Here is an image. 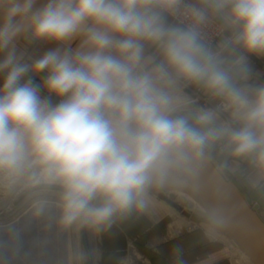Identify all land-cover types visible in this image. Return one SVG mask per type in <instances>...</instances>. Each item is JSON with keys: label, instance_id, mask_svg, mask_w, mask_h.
<instances>
[{"label": "clouds", "instance_id": "clouds-1", "mask_svg": "<svg viewBox=\"0 0 264 264\" xmlns=\"http://www.w3.org/2000/svg\"><path fill=\"white\" fill-rule=\"evenodd\" d=\"M0 0V177L57 186L60 222L100 228L145 207L147 187L169 169L202 161L226 141L234 157L264 166V85L240 86L199 26L218 16L233 31L221 46L264 55V0ZM182 14L186 26L169 24ZM67 44L24 62L14 41ZM159 50L157 62L145 45ZM233 65L246 74L247 56ZM46 73L36 84L32 75ZM175 77L221 99L191 119L174 115L168 86ZM27 77V79H25ZM47 96L41 95V89ZM52 96L58 98L52 102ZM45 212V201L37 203Z\"/></svg>", "mask_w": 264, "mask_h": 264}, {"label": "rangeland", "instance_id": "rangeland-1", "mask_svg": "<svg viewBox=\"0 0 264 264\" xmlns=\"http://www.w3.org/2000/svg\"><path fill=\"white\" fill-rule=\"evenodd\" d=\"M189 1L194 3L192 0ZM169 17L175 24L186 26L175 16ZM207 20L213 25V33L204 29L200 34L201 40L212 51L221 53L226 66L232 69L236 83L240 86L264 85V55L243 53L242 49L233 45L222 50L221 46L231 40L233 33H228L229 28L225 23L212 18L211 15ZM234 52L239 56L241 54L247 56L246 74L240 73L233 65V61L237 59ZM168 90L176 106L174 115L188 116L191 121L200 109H214L219 114L217 123L231 119L230 112L224 111L221 107V99L209 94L202 85L177 77L168 86ZM177 97L181 100L179 105ZM206 155L248 204L256 206L257 213L264 222V166L258 165L251 156L234 157L226 141L217 142L206 151ZM192 183V177L183 168H171L165 177L154 179L147 187L144 201L150 199L165 203L177 209L178 217L188 218L195 225L214 227L215 223L193 189ZM59 191L55 185L30 186L23 177L17 179L0 177V264L4 260L5 264H20L21 258L29 251L37 259V264L40 259L41 264H97L99 250L97 228L79 222L64 226L60 222V211H54L47 219L52 234L49 238L41 237L45 229L35 220L29 231L22 227L14 229L15 222L36 202L46 201L57 205ZM184 211L188 212L189 216L185 215ZM12 226L14 230L6 233ZM239 261L235 256V264H248Z\"/></svg>", "mask_w": 264, "mask_h": 264}, {"label": "crops", "instance_id": "crops-1", "mask_svg": "<svg viewBox=\"0 0 264 264\" xmlns=\"http://www.w3.org/2000/svg\"><path fill=\"white\" fill-rule=\"evenodd\" d=\"M192 1L197 4L200 2ZM46 3L47 0H36L35 7ZM2 11L3 8L0 7V13ZM211 16L224 22L218 16ZM167 22L175 24L169 16ZM228 33L233 31L229 28ZM14 44L17 54H23L24 62L31 63L51 49H75L80 44V39L59 44L32 40L28 33H24L16 38ZM6 54L7 50L0 51V61ZM235 55L238 58L239 55ZM145 56L153 57L157 62L162 59L159 50L150 44L145 45ZM44 75L46 73L32 75V78L39 84L43 82ZM173 79H177L174 74ZM2 82L3 74H0V83ZM180 101L177 97V105ZM214 223V227L195 225L188 218L178 217L175 207L149 199L143 209L134 207L128 213L116 215L110 224L97 228V264H235V256L242 263L240 250H237L233 240L215 221Z\"/></svg>", "mask_w": 264, "mask_h": 264}, {"label": "water", "instance_id": "water-1", "mask_svg": "<svg viewBox=\"0 0 264 264\" xmlns=\"http://www.w3.org/2000/svg\"><path fill=\"white\" fill-rule=\"evenodd\" d=\"M225 228L247 249L254 264H264V222L233 184L205 155L186 165ZM185 215L189 213L184 211Z\"/></svg>", "mask_w": 264, "mask_h": 264}, {"label": "bare ground", "instance_id": "bare-ground-1", "mask_svg": "<svg viewBox=\"0 0 264 264\" xmlns=\"http://www.w3.org/2000/svg\"><path fill=\"white\" fill-rule=\"evenodd\" d=\"M212 161V160H211ZM213 163V161H212ZM214 164V163H213ZM215 165V164H214ZM181 168L184 169V171L190 175V177H192V181L193 183L191 184L193 189L195 190V192L198 194V196L200 197L202 203L207 207V210L209 211V215L211 216V218L218 224V226L223 230V232H225L235 243L236 247L238 248V250H240V259H242V261H244V263H248V264H254L253 261L251 260L249 254L247 253V249L225 228V226L221 223V221L219 220L217 214L215 213V211L212 209V207L210 206V204L208 203L199 183L197 182L194 174L192 173V171L186 166L183 165L181 166ZM188 185V186H191ZM187 186V189H188ZM39 202V201H38ZM36 202L33 207H31L30 209H28L24 215H22L16 222H15V228H25L26 231H29L30 229H32L33 224L36 223H41V225L43 226V229H45L44 234L41 235L42 238H49L52 236L51 234V230L50 228H48V220L49 216L51 214L54 213V211L58 212L59 208L57 207L56 204H53L51 202H46L47 207L44 213L42 214H38L37 213V203ZM35 220V221H34ZM34 221V223H33ZM12 230H11V229ZM8 229V231H6V233L13 231V226L10 227ZM40 235V234H39ZM30 237V236H29ZM32 237V236H31ZM37 237H39L37 235ZM239 246V247H238ZM5 261V260H4ZM3 261L2 264H5ZM20 264H37V259L33 256V254L29 251V253H27V255H25L23 258H21V260L19 261ZM1 263V262H0ZM41 264V259L38 260V264ZM19 264V263H18Z\"/></svg>", "mask_w": 264, "mask_h": 264}, {"label": "built area", "instance_id": "built-area-1", "mask_svg": "<svg viewBox=\"0 0 264 264\" xmlns=\"http://www.w3.org/2000/svg\"><path fill=\"white\" fill-rule=\"evenodd\" d=\"M189 2H190V1H189ZM175 17H176L177 19H180V21H181L182 23H184V25H187L188 23H190L188 20H186V19L184 18V16H183L182 14H177ZM204 29L207 30L208 32H212V33H213V25H212V23L209 22V21L207 20L204 24L200 25V26H199L200 34H202V31H203ZM207 31H206V32H207ZM204 34H205V33H204ZM41 95H42V96H47L48 93L46 92V90H44V91H41ZM52 102H53L54 104L57 103V102H58V98L55 97V96H52Z\"/></svg>", "mask_w": 264, "mask_h": 264}]
</instances>
